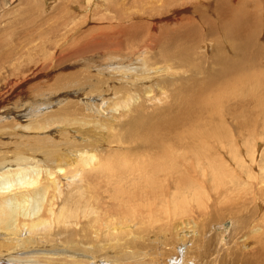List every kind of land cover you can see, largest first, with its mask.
<instances>
[{"label": "rangeland", "instance_id": "rangeland-1", "mask_svg": "<svg viewBox=\"0 0 264 264\" xmlns=\"http://www.w3.org/2000/svg\"><path fill=\"white\" fill-rule=\"evenodd\" d=\"M111 62L117 66L129 63L132 71L149 79L131 83L120 74L99 75ZM94 83L102 97L107 90L105 94L112 98L108 103L116 98L117 88L120 102L126 100L123 91L131 89L138 99L131 98L129 103L135 105L133 116L143 119L142 128L160 122L163 127L164 122L167 128L181 132L199 128L207 135L215 127L227 135L226 144L223 139L220 143L229 144L221 147L223 156L217 151L220 146H213L216 143L209 153L197 141L181 140L174 151L185 159L202 153L198 158L204 168L185 172L181 181L175 176L162 177L157 187L137 200L125 198L130 201L124 204L126 210H135L134 228L120 241L135 242L131 250L138 257L126 260L119 255L115 261L118 254L109 252V262L98 264H135L137 260L170 264L177 246L184 251L182 264H264V0H0V144L13 145L12 149L25 141L32 145L60 142L67 147L58 135L52 136L69 131L63 118L49 132L30 134L20 129L43 124L41 119L50 114L53 118L58 110L72 114L67 120L80 116L83 99L99 94L94 87L92 92L88 89ZM140 88H145L146 98L140 96ZM212 103L215 116L206 112ZM120 121L123 125L129 118ZM125 128V137L132 135L130 127ZM5 132L10 134L5 137ZM100 148L98 166L85 170L91 173L99 168L100 182L90 186L91 195L101 200L89 201L82 194L88 205L79 212L85 217L79 223H67L70 228L66 226L62 233L67 237L71 229L77 235L68 239L60 235L58 242L92 238L85 236L89 235L86 224L96 217L89 207L100 213L113 205L103 194L110 180L103 173L105 165L99 164L110 150ZM86 171L76 175L69 167L63 174L70 173L57 176L66 185L70 175L87 181L91 175ZM119 184L128 185L116 182L112 186ZM112 186L109 194L116 191H111ZM97 260L103 259L93 261ZM20 263L37 262L27 257Z\"/></svg>", "mask_w": 264, "mask_h": 264}, {"label": "bare ground", "instance_id": "bare-ground-1", "mask_svg": "<svg viewBox=\"0 0 264 264\" xmlns=\"http://www.w3.org/2000/svg\"><path fill=\"white\" fill-rule=\"evenodd\" d=\"M106 48L108 47H105V49ZM110 48L113 49L112 46H110ZM109 64L111 66L106 67L103 72H98V74H120L122 78L126 79V81L132 80L128 81L131 83L149 79L145 74L146 72H144L146 70L145 68L141 69L144 70L143 72L145 75H139L136 71H132L128 67L129 63H127V66L122 64V66H119V64L117 66L114 62ZM133 73L134 75L132 76ZM112 77L113 76H110L109 79L115 85V78L113 79ZM129 77L132 79H129ZM96 83L100 87V81ZM81 85L83 86L84 84ZM93 87L97 91L95 83L90 84L88 89L92 92ZM81 88L84 89V87ZM107 88H109V86ZM109 89L112 92L113 88ZM137 90H139V88H137ZM144 90L145 88L140 91L142 92L140 95L142 98H146L143 94ZM117 91L118 93L114 92L113 94L116 95V98H113L112 102L109 103V99L112 98L107 97V94H105L107 90L103 93L105 97H102L101 93L98 91L97 93L100 95L89 94L92 96L83 99V102L80 103V106L83 109V114L80 113V116L76 115L78 117L67 120L72 114L69 112L71 114L69 115L66 113L67 111L61 112L58 110V112H55L53 118H49L51 117L50 114L47 119H41L43 124L28 123L29 125L20 129L24 131L23 133L29 132L30 134L34 131L36 133L49 132L55 127V124L61 122L60 118H63L65 119L64 122H66L64 124H68L67 129L69 131H54L55 133L53 132V135H49H58V139L64 141V143L68 145L67 147L62 146L60 142L58 145L45 142H42L43 145L27 144L26 141L21 143L13 142L14 145L15 143L19 144H16L12 149L10 147L13 145L9 147V144L7 143L0 144V264H21L20 261L27 257H31L32 263L37 262L35 264H98L104 260L108 263L110 259L109 252H115V254H118H114L115 261H119L117 258L119 255L123 256V258L126 257V260H129V256L130 258H135L138 254L131 250V247L136 246L135 242L131 239L126 241L123 240L124 243L120 241L121 239H126L128 232L134 228L131 222L135 218V210H126L124 204L137 200V196L144 194L147 191H152V189L157 187L156 185L162 177L173 178V176H175V178L181 181L182 175L186 174L185 172L196 171L200 168L202 170L204 168L200 164L201 159L198 158L202 153L199 152V154L196 152L194 156L192 155L193 158L191 156V158L185 159L186 157H183L184 154H178L174 151L175 147L177 149V144L183 139H191L199 143L202 151L210 153L213 151V149H211L212 145L216 143L213 145L215 148L220 146L217 151H220L219 153L222 152L221 155L223 156L226 155L221 147L227 148L229 146V144L225 146L227 135L220 133L215 127L213 129H216V131L214 133L208 131L207 135L199 128H194L191 132L190 129L189 131L187 129V131L181 132L172 126L167 128V126L164 127V122L162 123L164 124L163 127L160 122L157 124L159 127H157L156 124H154L155 126L149 124L150 127L144 126V128H142L143 126L141 125L143 124V119H140V116H133L132 107L135 105L129 103V99L134 97L138 99V96L129 89L123 91L125 93L122 94V97H125L126 100L120 102L117 100L119 97L118 94L119 92L121 93V91L118 88ZM8 93L9 92H6L5 94ZM94 98L97 103L91 101ZM158 101L160 102V100ZM186 104L187 102L184 103V105ZM44 107H48V105H45ZM137 107H139V105H137ZM177 107L180 108L181 106ZM116 111L118 112V115L114 117L113 113ZM119 111H122V114H120ZM138 112L140 115L143 113L140 108ZM186 112L188 113V111ZM206 112H212V116L216 115L213 110V103L206 109ZM24 116L25 115H23V117ZM126 118H129V121L123 125L120 124V120L126 122ZM183 118H185V116ZM194 123H196V120ZM69 125L71 127H69ZM20 127H18V129ZM125 127H130L129 129L131 130L132 135L125 137V134H127V129ZM124 128L126 129L125 131ZM196 132H198V134ZM71 133H75L76 135L71 136ZM8 134L10 133L5 132V137L8 136ZM37 135L40 136V134ZM160 137H162L161 140ZM221 139L225 141L223 142L225 144H222V142L220 143ZM103 146L107 151L110 150V153H107L108 155L104 159H99V164L103 163L105 165L103 173L111 182L105 183L103 194L113 201V205H110L106 210L100 213L89 207V210H91L90 212L93 213L92 216L95 214L96 217H91L92 220L90 219L91 221L89 220V224H86L88 225L86 230L89 232V235L85 236H88L89 238L92 237L89 240L87 239L88 242L87 240L84 242L85 239H77L73 240V242H64V239H62L61 242H58L59 240L56 241V238L60 235H64L62 233L67 230L66 226L70 228L67 223L70 224L74 220L76 223H79L80 219L85 217V215H82V213L79 212L81 207L88 203L87 200L81 196L82 194L89 196L87 198L89 201L96 202L98 198L101 200L100 196L91 195L93 189L90 186L94 183L100 182V179L97 177L99 168L96 171L92 170L91 173L87 172L85 168L98 166L97 157L102 156L97 155V151H99L97 148ZM113 148H117L118 150L113 151ZM155 150L157 152H155ZM190 152L188 154H190ZM44 160L47 161L45 162L46 166H44ZM34 165L39 168L35 170ZM69 167L70 172L76 171V175H81L83 171H86L91 176L87 181H83L84 177L82 176L70 175L69 181H67V184L65 185L59 180L57 174L64 176L70 173L63 174L65 169ZM181 168L182 170H180ZM203 172L206 173L204 170ZM116 182H125L128 184L126 187L133 190H128L126 187L122 186V184H119V186H112V183ZM110 186H112L111 191L116 190L115 192H111V194L108 192ZM136 188H139V190L137 191ZM124 194H127L128 196L124 197ZM125 198H130V201L125 200ZM139 201L142 202L141 198ZM144 209L147 210L146 207ZM139 213L142 214L141 212ZM74 227L75 226H73V228ZM83 228L85 229V227ZM223 229L226 230V228ZM81 230L82 229L80 228V231ZM226 231L221 230L220 233L223 234ZM72 232L73 231L69 229V231L65 233L67 235V237L64 236L65 239L77 235H74L76 231H74L73 234ZM64 237L62 236V238ZM43 244L46 245L43 246ZM177 248L178 249L174 248L176 255H173L176 256V258L169 259L170 264H182L181 259L183 260L184 251L182 246H177ZM99 257L103 260H97L96 262L93 261L97 258L99 259ZM175 259H178V262L175 261ZM87 260H89L88 263H86ZM135 264L158 263L155 262V260L152 262H140L137 260Z\"/></svg>", "mask_w": 264, "mask_h": 264}]
</instances>
